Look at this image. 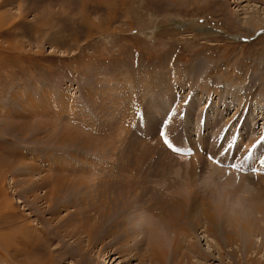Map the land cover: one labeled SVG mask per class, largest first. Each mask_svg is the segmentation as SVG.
Here are the masks:
<instances>
[{"label": "rangeland", "instance_id": "rangeland-1", "mask_svg": "<svg viewBox=\"0 0 264 264\" xmlns=\"http://www.w3.org/2000/svg\"><path fill=\"white\" fill-rule=\"evenodd\" d=\"M255 105L264 109V0H0V264H144L96 231L73 233L86 226L85 206L69 198L82 190L93 202L88 183L117 179L113 194L144 208L130 215L147 228L151 180L177 179L181 190L211 182L246 197L228 196L229 208H250L249 197L264 198ZM211 161L225 168L208 179ZM263 230L241 264H264ZM206 236L199 229L195 240L211 264H231Z\"/></svg>", "mask_w": 264, "mask_h": 264}, {"label": "bare ground", "instance_id": "bare-ground-1", "mask_svg": "<svg viewBox=\"0 0 264 264\" xmlns=\"http://www.w3.org/2000/svg\"><path fill=\"white\" fill-rule=\"evenodd\" d=\"M254 109L255 111L256 109H258L257 105H255ZM257 113L264 114V109H258ZM217 166L225 168V166L220 162L215 166L211 161V168H207L208 179L212 178L213 173L220 174L221 169H218ZM213 169H215V172L213 171ZM80 170H83L84 172L89 171L85 167ZM175 173L177 174L178 171ZM221 176L223 177V175ZM174 181H177V179L172 180L170 178V180H151V182H149V185L151 184L148 198L149 219H151V224H149L150 228L144 226L143 223L139 221V217L130 215L132 212H136L139 215H144V208L134 209V199L113 194L114 191L119 189L116 186L118 183L117 179L111 181L112 186L107 185L106 183L108 182L105 180L103 182L104 184L102 183L103 185L88 183L90 185L89 186L86 183L87 186H89V189L92 190L89 191L94 199L93 200L90 198L91 200H93V202L90 201L92 204L90 203L89 205H87L85 203V199H83L84 196L80 194L82 190L80 193L77 192L74 195H71V197L69 198L70 203L76 205L79 201L80 205L85 206L81 209L82 212L85 211L84 215L82 216V219H84V223H81L85 224L87 227L82 226L83 229H81L80 227L76 226V230L73 233L90 234L92 233V231H96L99 237L105 236L104 240L106 238H110V240L112 239L114 243L116 242V244H120L119 247L122 252L125 251L127 254H130L133 251L138 252L137 254H139L141 257L140 262L144 264H211V261L213 259V251L201 250L195 240V235L197 234L198 230L202 229V231H204L207 235L206 238L208 240L209 238H215V243H210L209 246L210 248L214 247V249H217L220 260H223V257L227 253V257L229 258V260H232L231 264H241V256L239 255V251L243 250L244 254L241 253V255H247L252 250V248H255L253 246L255 244L253 240L254 237L262 234L263 229L261 227V223L264 220V207L262 201L264 198L261 199L262 196L260 195V193L258 192L259 195H252L248 198L249 202H251L252 204L250 205L251 209L245 208V206L240 207L241 204L233 203L234 200L232 203H228L230 206L229 208L228 205L224 204L227 201L229 202L230 198L228 196L236 197L234 199H239V201L241 200V203L246 201V197L238 196L239 198L237 199V196H235V191L230 192L229 190H222L219 187L217 188V190L215 189V187H213L212 189L211 186L213 185H211V182L209 184L207 182H204V185L198 186L196 181H190V183H188V186L186 187L187 190H181L180 185L182 184H179V182H177L174 183V186L176 187L174 189ZM186 181L188 182V180ZM78 182L82 183V181ZM238 185H240V183ZM153 187L154 189L157 188L156 191L153 189ZM235 189H237V187ZM105 191L108 192L105 193ZM215 191L216 194H214ZM93 192L96 195H93ZM141 195L147 196V192L145 193V195ZM213 195H220L221 201L209 206L210 197L213 198ZM47 198H49V194L47 195ZM86 200L88 201L89 199L86 197ZM119 200L121 201L119 202ZM170 200L174 201V205H172V208H164L160 207L161 205H158L161 202H163L164 204H168ZM119 204L121 205V207ZM88 207L94 209L95 211L88 209ZM248 210L250 212V215H245ZM160 226L162 227V229H164L163 233L160 231L162 230L160 229ZM142 233L144 235L150 233V241H144L143 238L138 240L137 235H142ZM145 238L147 237L145 236ZM79 239L82 238L79 237ZM131 241L135 242V247H125L126 244ZM145 244L148 245H146L145 247ZM117 258H119V256Z\"/></svg>", "mask_w": 264, "mask_h": 264}, {"label": "snow or ice", "instance_id": "snow-or-ice-1", "mask_svg": "<svg viewBox=\"0 0 264 264\" xmlns=\"http://www.w3.org/2000/svg\"><path fill=\"white\" fill-rule=\"evenodd\" d=\"M179 89H177V95L174 97V103H173V107L171 108L170 112H169V116L166 117V120L164 123L167 122V119L172 117V116H175L177 114V106L179 105L180 103V99L181 97L179 96ZM191 102V97H188L187 99H184L183 103L185 105V107ZM211 107V102H206L205 103V108L206 110L208 108ZM181 115V117H183L184 115H186L187 113L186 112H180L179 113ZM146 115V111L144 108H142L140 111H136L135 112V116L141 120L144 116ZM243 116V113L240 114V116H237L236 118V123L239 122V120L242 118ZM206 121V116H202L201 117V122H205ZM164 123L161 124V135H162V138L165 140V143L169 146V147H172V144H171V141L168 140V137H167V134L166 132L164 131ZM224 136L222 137V143H225L227 142V135L231 132V126H229L228 128L224 129ZM262 142H264V137H261L260 140H258L256 142V144L253 145V148L256 147L257 144H261ZM231 148V145L229 146V150ZM176 151H179L180 149L179 148H176L175 149ZM245 158H249L248 156H245Z\"/></svg>", "mask_w": 264, "mask_h": 264}]
</instances>
